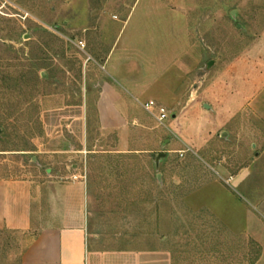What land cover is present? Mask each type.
Instances as JSON below:
<instances>
[{
    "label": "rangeland",
    "instance_id": "obj_1",
    "mask_svg": "<svg viewBox=\"0 0 264 264\" xmlns=\"http://www.w3.org/2000/svg\"><path fill=\"white\" fill-rule=\"evenodd\" d=\"M114 44L138 121L121 138L91 111L80 143L51 114L95 98ZM72 172L90 256L264 264V0H0V177ZM29 235L0 231V264H22Z\"/></svg>",
    "mask_w": 264,
    "mask_h": 264
},
{
    "label": "crops",
    "instance_id": "obj_2",
    "mask_svg": "<svg viewBox=\"0 0 264 264\" xmlns=\"http://www.w3.org/2000/svg\"><path fill=\"white\" fill-rule=\"evenodd\" d=\"M116 50L114 44L102 64L98 63L106 75L96 83L94 99L89 84L83 102L62 106L51 114L80 143L87 140L91 111L100 131H116L121 138L138 121L131 97L143 89L134 78L119 74L125 62L120 61V55L115 56ZM71 166L78 168L77 164ZM72 175L77 174L57 177L51 173L38 179L0 177V231L31 234L21 253L22 264H170L168 253L158 250L92 248L90 256L87 188L81 173L76 179Z\"/></svg>",
    "mask_w": 264,
    "mask_h": 264
},
{
    "label": "built area",
    "instance_id": "obj_3",
    "mask_svg": "<svg viewBox=\"0 0 264 264\" xmlns=\"http://www.w3.org/2000/svg\"><path fill=\"white\" fill-rule=\"evenodd\" d=\"M81 45H83L80 42ZM143 108L149 112H151L152 108L156 107L157 112L154 115L155 119L159 122L164 121L167 118V110L166 108L161 105V104H157L154 100H149L147 102H145L144 104H142ZM73 179L77 178V175H72Z\"/></svg>",
    "mask_w": 264,
    "mask_h": 264
},
{
    "label": "water",
    "instance_id": "obj_4",
    "mask_svg": "<svg viewBox=\"0 0 264 264\" xmlns=\"http://www.w3.org/2000/svg\"><path fill=\"white\" fill-rule=\"evenodd\" d=\"M159 155H162V154H159Z\"/></svg>",
    "mask_w": 264,
    "mask_h": 264
}]
</instances>
